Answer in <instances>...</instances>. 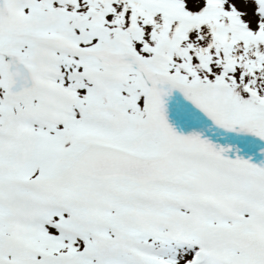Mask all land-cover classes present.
Wrapping results in <instances>:
<instances>
[{
    "label": "snow or ice",
    "instance_id": "6c2138e0",
    "mask_svg": "<svg viewBox=\"0 0 264 264\" xmlns=\"http://www.w3.org/2000/svg\"><path fill=\"white\" fill-rule=\"evenodd\" d=\"M0 264H264V0H0Z\"/></svg>",
    "mask_w": 264,
    "mask_h": 264
}]
</instances>
